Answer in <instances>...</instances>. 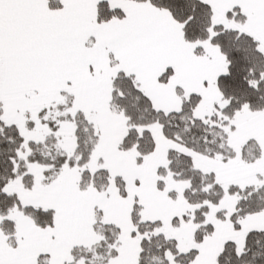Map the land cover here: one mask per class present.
I'll list each match as a JSON object with an SVG mask.
<instances>
[{"label":"snow or ice","instance_id":"1","mask_svg":"<svg viewBox=\"0 0 264 264\" xmlns=\"http://www.w3.org/2000/svg\"><path fill=\"white\" fill-rule=\"evenodd\" d=\"M0 264H264V0H0Z\"/></svg>","mask_w":264,"mask_h":264}]
</instances>
